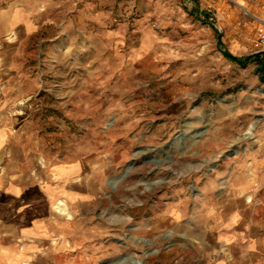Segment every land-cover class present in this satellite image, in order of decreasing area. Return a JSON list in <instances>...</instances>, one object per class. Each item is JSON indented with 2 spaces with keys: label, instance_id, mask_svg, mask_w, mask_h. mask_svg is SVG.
Segmentation results:
<instances>
[{
  "label": "rangeland",
  "instance_id": "374dc122",
  "mask_svg": "<svg viewBox=\"0 0 264 264\" xmlns=\"http://www.w3.org/2000/svg\"><path fill=\"white\" fill-rule=\"evenodd\" d=\"M10 10L27 31L11 47L0 34V78L22 89L11 120L26 128L33 180L72 157L89 166V203L59 264L229 256L221 166L256 145L264 154V0H0ZM90 67L92 81L60 77Z\"/></svg>",
  "mask_w": 264,
  "mask_h": 264
},
{
  "label": "crops",
  "instance_id": "0c3cea01",
  "mask_svg": "<svg viewBox=\"0 0 264 264\" xmlns=\"http://www.w3.org/2000/svg\"><path fill=\"white\" fill-rule=\"evenodd\" d=\"M25 17L17 10L0 14V34L13 35L9 47L15 45L21 34H26ZM90 68H84L88 70L87 76L81 74L80 68H72L70 73L61 72L60 77L77 82L81 77H89L91 71L92 81L96 74ZM19 86L16 79L0 78V264H59L58 251L67 248L72 240L74 214L81 204L89 203L90 179H83L90 178L89 166L72 157L69 162L56 163L43 179L33 180L28 164L29 146L20 140L26 128L11 120L15 113H21L19 104L24 102ZM220 176L228 183L224 195L233 203L232 207H223L228 216L225 221L236 229L237 241L225 243L230 255L219 257L216 264H264L262 148L256 145L249 153L224 160ZM93 182L91 172V185ZM59 201L66 203L72 219L57 222L52 211ZM57 238L61 243L49 249L48 243Z\"/></svg>",
  "mask_w": 264,
  "mask_h": 264
},
{
  "label": "bare ground",
  "instance_id": "6f19581e",
  "mask_svg": "<svg viewBox=\"0 0 264 264\" xmlns=\"http://www.w3.org/2000/svg\"><path fill=\"white\" fill-rule=\"evenodd\" d=\"M91 159V158H90ZM100 164V163H99ZM55 168V167H54ZM67 168V167H66ZM100 168V167H99ZM101 169V168H100ZM98 170V169H97ZM64 179V178H63ZM71 179V178H70ZM83 179H85V178H83ZM57 182V181H56ZM80 182V181H79ZM78 182V183H79ZM63 183V182H62ZM83 183V182H82ZM81 185V184H80ZM70 186V185H69ZM58 187V186H57ZM70 187H72V186H70ZM73 188V187H72ZM71 188V189H72ZM68 189V188H67ZM70 189V188H69ZM72 191V190H71ZM34 192V191H33ZM62 194V193H61ZM78 197H79V195H77ZM83 197V196H82ZM65 198V197H64ZM84 199V198H83ZM29 200V199H28ZM65 200H66V198H65ZM12 202V201H11ZM210 203H211V201H210ZM13 204V203H12ZM55 204V203H54ZM45 205V204H44ZM48 205V204H47ZM26 206V205H25ZM40 206V205H39ZM13 208H14V206H13ZM18 208V207H17ZM12 209V208H11ZM15 209V208H14ZM47 209H49V208H47ZM54 209L56 210V212L58 213V214H60V215H63V216H65L67 219H72V214L69 212V210H68V207H67V205H66V203L64 202V201H59L57 204H56V206L54 207ZM71 210V209H70ZM17 211V210H16ZM15 211V212H16ZM4 213V212H3ZM18 213H19V211H18ZM17 213V214H18ZM27 213V212H26ZM44 213H45V211H44ZM6 215V214H5ZM9 215H10V213H9ZM8 215V216H9ZM34 215V214H33ZM32 215V217H34ZM38 215V214H37ZM21 216V215H20ZM6 217V216H5ZM36 217V216H35ZM41 217V216H40ZM15 219V218H14ZM15 221V220H14ZM18 221V220H17ZM20 221V220H19ZM24 222H25V220H24ZM19 225V224H18ZM22 226V225H21ZM29 226V225H28ZM24 227V226H23ZM26 228V227H25ZM19 229V228H18ZM31 232V231H30ZM33 232V231H32ZM25 234V233H24ZM35 234V233H34ZM28 235H30V234H28ZM32 235H33V233H32ZM134 264H141V263H139V262H135Z\"/></svg>",
  "mask_w": 264,
  "mask_h": 264
},
{
  "label": "built area",
  "instance_id": "2783aa9c",
  "mask_svg": "<svg viewBox=\"0 0 264 264\" xmlns=\"http://www.w3.org/2000/svg\"><path fill=\"white\" fill-rule=\"evenodd\" d=\"M256 40L261 48V51L264 52V24H260L256 31Z\"/></svg>",
  "mask_w": 264,
  "mask_h": 264
},
{
  "label": "trees",
  "instance_id": "16d2710c",
  "mask_svg": "<svg viewBox=\"0 0 264 264\" xmlns=\"http://www.w3.org/2000/svg\"><path fill=\"white\" fill-rule=\"evenodd\" d=\"M225 56H226L227 58H229L230 60H232V61H235V62H237V63H239V64H243L242 59H240V58H236V57H233V56L230 55L229 53H225ZM250 60H251V58H250V57H247V61H250ZM245 61H246V60H245ZM244 63H245V62H244ZM260 71H261V72L264 71V60H263V62H262V67H261Z\"/></svg>",
  "mask_w": 264,
  "mask_h": 264
}]
</instances>
